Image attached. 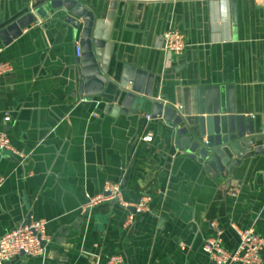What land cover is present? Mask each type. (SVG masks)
<instances>
[{
  "label": "crops",
  "instance_id": "crops-1",
  "mask_svg": "<svg viewBox=\"0 0 264 264\" xmlns=\"http://www.w3.org/2000/svg\"><path fill=\"white\" fill-rule=\"evenodd\" d=\"M55 1L30 12L27 0H0V29L26 11L35 16L8 43L9 35L0 38V59L13 66L0 76V131L25 155L20 163L0 151V235L44 219L47 236L40 256L19 254L5 264H107L113 254L126 264H214L202 250L211 222L227 249L238 242L232 224L264 237V157L242 165L228 187L176 151L171 127L159 116L146 119L147 107L132 114L111 93L83 102L75 65L82 20L75 18L71 36L69 14ZM86 1L114 3L112 80L123 64L135 66L147 76L142 86L153 76L157 97L185 114L199 84L230 85L238 109L264 114V1ZM168 29L185 37L180 55L163 50ZM105 182H119L127 204L148 197L147 210L126 228V209L115 200L88 205ZM261 256L264 264V250Z\"/></svg>",
  "mask_w": 264,
  "mask_h": 264
},
{
  "label": "water",
  "instance_id": "water-1",
  "mask_svg": "<svg viewBox=\"0 0 264 264\" xmlns=\"http://www.w3.org/2000/svg\"><path fill=\"white\" fill-rule=\"evenodd\" d=\"M52 6L62 9L66 17L69 14L67 23L71 36L79 28L75 18L82 20L78 40L81 54L75 65L77 91L84 95L83 102L96 101L111 93L119 101V107L130 109L132 114L147 107L151 119L159 116L171 127L176 151L195 160L200 173L211 180L225 179L228 187V179L236 178L242 165L257 156L264 157V114L249 115L238 109L230 85L199 84L195 87V104L192 103L190 112L185 114L182 107L174 108L157 97L153 76L142 86L146 75L135 66L123 64L119 79H111L112 73L108 72L114 47L111 31L117 29L114 3L103 2L100 7H94L86 0H56ZM32 21L35 16L26 11L0 29V38L9 35L5 38L8 43ZM130 80L133 84L127 87Z\"/></svg>",
  "mask_w": 264,
  "mask_h": 264
},
{
  "label": "built area",
  "instance_id": "built-area-1",
  "mask_svg": "<svg viewBox=\"0 0 264 264\" xmlns=\"http://www.w3.org/2000/svg\"><path fill=\"white\" fill-rule=\"evenodd\" d=\"M29 11L32 12L36 4L44 0H27ZM264 1V0H262ZM264 25V22H262ZM163 50L169 55H180L185 47V37L177 29H168L161 35ZM76 55L79 56L80 48L75 47ZM12 64L7 60L0 59V76L12 70ZM146 119H151L150 114L145 115ZM10 119L8 114L3 117L6 122ZM150 135L142 137L143 141H149ZM0 151H6L11 156H15L18 162H22L25 155L17 150L12 144L5 131H0ZM2 177L0 176V183ZM238 193L236 187L228 188L227 194L235 196ZM115 200L121 207L126 209L123 227H128L136 216L145 212L148 208V197L143 195L134 203L127 204L121 198V186L119 182H105L103 190L89 199V206H94L99 202ZM84 210V208L82 209ZM44 219H29L27 222L8 230L0 235V264L16 255H27L32 257L40 256L45 250L47 236L45 234ZM212 233L204 238L202 250L214 264H262V250H264V237L258 235L252 226L240 228L232 224L238 236V242L232 249L223 246L221 240V230L215 222L210 223ZM107 264H126L120 255L113 254L108 257Z\"/></svg>",
  "mask_w": 264,
  "mask_h": 264
}]
</instances>
